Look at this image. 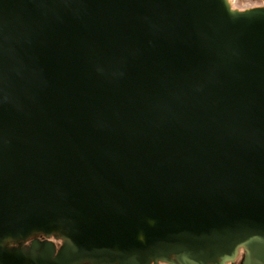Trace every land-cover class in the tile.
Wrapping results in <instances>:
<instances>
[{"label":"water","instance_id":"water-1","mask_svg":"<svg viewBox=\"0 0 264 264\" xmlns=\"http://www.w3.org/2000/svg\"><path fill=\"white\" fill-rule=\"evenodd\" d=\"M240 247L264 264V7L0 0V264Z\"/></svg>","mask_w":264,"mask_h":264},{"label":"rangeland","instance_id":"rangeland-1","mask_svg":"<svg viewBox=\"0 0 264 264\" xmlns=\"http://www.w3.org/2000/svg\"><path fill=\"white\" fill-rule=\"evenodd\" d=\"M231 8L233 10H249L254 7H264V0H229ZM49 239L56 241L58 245L62 242V236L60 233H52L49 234ZM26 240V239H25ZM17 240L13 239H6L3 241L4 245H7L9 247H12V245H15ZM248 249L240 247L238 251V255L236 259L229 261L227 264H246V257H247ZM80 264H92L89 261H84ZM150 264H178V261L176 260L175 256H170L168 260H160L152 259Z\"/></svg>","mask_w":264,"mask_h":264},{"label":"flooded vegetation","instance_id":"flooded-vegetation-1","mask_svg":"<svg viewBox=\"0 0 264 264\" xmlns=\"http://www.w3.org/2000/svg\"><path fill=\"white\" fill-rule=\"evenodd\" d=\"M35 241H37V243H35ZM49 241L54 243L56 247V251H58L63 244V238L61 244L58 245L56 241L49 239V235L42 232H37V233H33L26 240L17 241L15 245H12V247L21 248L26 253H32L33 251L40 252L42 249H44L46 243ZM34 245H36L37 247L35 248Z\"/></svg>","mask_w":264,"mask_h":264},{"label":"bare ground","instance_id":"bare-ground-1","mask_svg":"<svg viewBox=\"0 0 264 264\" xmlns=\"http://www.w3.org/2000/svg\"><path fill=\"white\" fill-rule=\"evenodd\" d=\"M228 1V4H230V1L229 0H227Z\"/></svg>","mask_w":264,"mask_h":264}]
</instances>
